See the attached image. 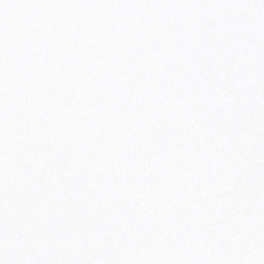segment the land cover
Segmentation results:
<instances>
[{
    "label": "snow or ice",
    "instance_id": "1",
    "mask_svg": "<svg viewBox=\"0 0 264 264\" xmlns=\"http://www.w3.org/2000/svg\"><path fill=\"white\" fill-rule=\"evenodd\" d=\"M0 264H264V0H0Z\"/></svg>",
    "mask_w": 264,
    "mask_h": 264
}]
</instances>
